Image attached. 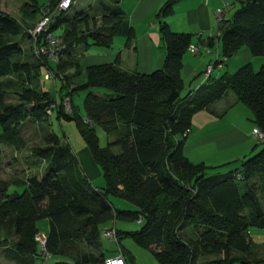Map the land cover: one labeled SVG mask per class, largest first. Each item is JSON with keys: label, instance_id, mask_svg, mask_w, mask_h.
<instances>
[{"label": "trees", "instance_id": "16d2710c", "mask_svg": "<svg viewBox=\"0 0 264 264\" xmlns=\"http://www.w3.org/2000/svg\"><path fill=\"white\" fill-rule=\"evenodd\" d=\"M60 1L26 0L19 8L20 18L0 10V142L19 150L27 121L42 124L45 132L44 145L30 152L34 163L45 164L44 172L25 180L0 177L2 257L13 264H43L35 236L38 220L47 219L46 252L67 259L58 264H103L107 255L101 232L111 227L116 231L117 251L126 263L134 264V259L121 246L125 236L149 249L159 264H195L200 257H211L204 264L264 262L263 251L262 256L254 257L258 252L249 232L251 227L264 228L259 200L264 193V147L241 159L233 170L212 175L206 174L204 162H192L183 151L184 132L190 131L192 116L227 92L250 109L255 126L264 132V66L255 71L246 63L230 74L209 75L206 82L181 97L182 60L192 35L173 31L165 21L180 0H165L155 14L165 57L162 66L149 73L123 70L120 54L111 63L84 69L79 63L90 46L111 48L116 37H123L127 48L133 43L135 31L119 0H101L95 10L89 7L72 13L76 0H70L36 40L43 47L46 33L60 36L63 43L56 59L40 54L35 60H24L26 51L17 37L26 33L32 43L25 27H35ZM240 3L231 18L220 22L222 59L215 60L214 66L242 47L252 55L264 56V0ZM99 15L101 24L97 25ZM213 42L214 38H208V45ZM30 48L33 53V45ZM42 69L52 77L46 78ZM69 70L73 72L66 73ZM57 78L60 88L54 94L44 89V79L55 82ZM64 88L70 90L63 93ZM92 88L107 92L97 95ZM78 90H88L84 117L73 109L71 96ZM54 102L48 114L46 109ZM53 113L57 119L75 121L102 171L104 187L93 186L70 144L61 143L59 136L47 130L45 122ZM96 126L111 137L104 147L99 144ZM11 183L24 188L9 193ZM110 195L131 203L134 209L116 208ZM139 218L137 230L114 226L116 219Z\"/></svg>", "mask_w": 264, "mask_h": 264}, {"label": "crops", "instance_id": "0c3cea01", "mask_svg": "<svg viewBox=\"0 0 264 264\" xmlns=\"http://www.w3.org/2000/svg\"><path fill=\"white\" fill-rule=\"evenodd\" d=\"M164 1L119 0V6L134 28L135 39L128 48L124 46V38L116 40L115 44L113 40L111 48L100 50L101 53L96 56L88 55L87 65L111 63L116 55L120 54L119 66L123 70L149 73L160 68L164 61L165 49L155 14ZM235 1L240 3L244 0ZM232 3L233 0H180L174 5L172 14L166 17L165 21L173 31L190 33L191 46L198 49V53L193 54L188 48L183 56L181 77L184 84L186 80L191 82L192 77L194 83L191 86L199 87L202 82L207 81L209 76L205 72L209 67L208 61L217 60L222 55L221 43L218 40L219 26L222 20L228 19L226 12ZM218 11H222L220 18ZM210 37L214 38L212 45H208ZM240 50L241 60L227 58L218 64L217 75L220 76L223 65H226L224 73L234 72L246 63H250L254 69L249 50L246 47ZM202 72L204 75L199 78ZM213 75L212 69L210 76ZM230 93L227 92L208 109L200 110L192 116L183 150L192 162H204L213 168L246 158L257 150L259 140L254 135L256 126L253 116L246 108H242L239 102H236L235 96ZM80 154L81 159L78 156L77 158L83 165L84 173L88 174L87 177L91 174L100 175L101 172L88 149L84 147Z\"/></svg>", "mask_w": 264, "mask_h": 264}, {"label": "rangeland", "instance_id": "374dc122", "mask_svg": "<svg viewBox=\"0 0 264 264\" xmlns=\"http://www.w3.org/2000/svg\"><path fill=\"white\" fill-rule=\"evenodd\" d=\"M25 1L26 0H0V10L4 13H7V14L15 17V18H20L19 17V8ZM39 1H40V3H45L47 0H39ZM100 1L101 0H76V4L74 5V7H72V9L70 10V13H72L73 10H85V9H88L89 7H92L95 10L98 8ZM240 5H241V3L233 0L232 5L229 6V9L226 12V18H228V19L231 18L234 10H236L238 7H240ZM99 17H100V15L98 16V18L96 20L97 25L101 24ZM39 18H41V15L39 16ZM25 28H27V31H30L32 29V27H30V26L25 27ZM57 32H60V30H57ZM121 38H123V37H116V39H114V44H115L116 40L121 39ZM17 41H19L21 43L22 47L26 51V56L23 57L24 60L32 61V60H35L37 58V56L33 50H32L33 53H31L30 46L32 45V43H30V40H29L28 35L26 33H23L22 35L18 36ZM102 48H104V47L90 46L87 49V51L84 53V55H82L79 59V63L81 64L82 69H84V66H86L88 64V57L87 56L91 55V54H94L96 56L97 54L101 53L100 50H106L105 48L104 49H102ZM243 48H245V47H243ZM240 52H241V50L239 51V53H237L236 55H233L229 59H231V60L235 59V61L241 60L240 54H242V53H240ZM218 59L221 60L222 55ZM251 59H252V64H253L255 71L258 70L261 67V65H264V56H255V55L251 54ZM215 60L216 59L209 60L208 61L209 66H211L215 62ZM50 63L54 67L55 62L53 60H50ZM240 63H243V62H240ZM242 65H244V64H242ZM217 66L218 65L213 66L214 75L212 76V78H217L219 76V75H217V71L219 70V67H217ZM225 66L226 65H223V69H222L221 74L224 73V71L226 69ZM230 71H233V70H230ZM46 72H48L46 69H42L43 75ZM71 72H73V70H69L66 73L69 74ZM230 73H233V72H229V74ZM203 75H204V72L199 74V78L203 77ZM42 79H43V76H42ZM81 79H83V76H81ZM205 81H206V79H205ZM193 83H194L193 77L191 78V82H190V80L185 81L183 90L181 91V97L187 96L189 91H194L198 87V86L195 87L196 85L191 86ZM43 87L45 90H49L54 94L56 92V89L58 90L60 88V80L57 78V79H55V82H54L52 79H50V80L44 79ZM68 90H70V89L64 88L63 93H66ZM87 91L88 90H78V91L74 92L71 96L72 104L74 107L73 109L81 117H84V115H85V111H84V107H83V100H84V97H85ZM90 91H92L93 93H95L97 95H103L104 93L107 92V90L104 88H92V89H90ZM230 94L233 95V93H230ZM10 98H12V101H13L14 96H12ZM239 104L242 106V108H246V110L250 111V109L248 107H246L245 105H243L241 103H239ZM251 114H252V112H251ZM45 125H46L48 131L53 132L54 134L59 136L61 143L68 142L70 144L71 148L73 149V151L78 156V158L81 159L82 155L80 154V150L84 149V147H86V146H85V142L83 141L82 137L80 136V134L76 128V124H75L74 120L57 119L56 114L53 113L52 115H50L49 120L45 122ZM39 126H40V130L38 129ZM23 127L24 128L22 130V136H23L24 142L21 145L19 150L15 151L14 149H11L8 146H6L4 143L0 142V164H1V166H0V177L3 179L12 180L14 178H17V179H21V180L24 179L25 180L26 178H28L30 176L39 175V174L41 175L44 172L45 164L41 163V165L38 166L36 163H34V159H32V157L30 156V152H31L33 147L44 145L43 139H44L45 132H43V129H42L43 125L41 124V125L37 126V124H32L29 121H27L24 123ZM95 131H96V134L99 138L100 146L101 147L106 146L108 141L111 139V137H109L106 134V132L100 126H96ZM0 134H1V129H0ZM257 144H258L257 150L253 154H251L250 156L254 155L255 153H257L260 150V148L264 147V141L263 142L258 141ZM113 150L116 151V149H113ZM250 156H247V157H250ZM13 158L16 160H14ZM240 161H241V159H238V160H235L233 162L223 164L221 166L213 167V168H211L210 166H208L206 164L208 166V169L206 170V174L212 175V174H216V173H221V174L226 173V172L233 170L234 168L238 167L240 164ZM195 163H197V162H195ZM199 163H200V161H199ZM80 167L81 168L83 167V165L81 163H80ZM97 168L101 172L100 175H92L91 174V176H88V177H89L90 182L92 183L93 186L102 188L105 186V181H104V178L102 175V171L98 165H97ZM253 182L255 185H258V180L254 179ZM263 184H264V182H263ZM23 188H24V186L22 184L11 183L8 187V192L9 193L13 192V191L21 192L23 190ZM109 199L116 208L124 209V210L134 209V206L131 203H129V202H127L121 198L110 195ZM259 200H260L263 212H264V193L259 196ZM37 226H38V230H39L38 234L46 236L48 233V229H49L47 219L38 220ZM114 226L120 230L133 231V230L139 229L140 223L137 219H131V220H129V219H116L114 222ZM249 232H250V238L252 240V243H253V245L255 244L254 250H257V252H258V254H256V253L254 254V257L258 258V257L262 256L261 255L262 251L264 254V248H262L264 246L263 245L264 244V228L251 227ZM120 242H121V246L124 249H126L133 256L134 264H159L149 249H146V248H143V247L137 245L130 237H128V236L122 237L120 239ZM103 244H104V252L107 256L113 257L118 253V251H117L118 244L117 243L109 241L108 239H103ZM206 259H211V257H204V258L200 257L197 261H195V264H204ZM64 260H67V259L65 257L58 256V255H51V256H47V258H46L47 264H58L60 261H64ZM0 264H13V263L5 260L2 257V254L0 252ZM127 264H131V262L129 260H127ZM254 264H264V262H257Z\"/></svg>", "mask_w": 264, "mask_h": 264}, {"label": "built area", "instance_id": "2783aa9c", "mask_svg": "<svg viewBox=\"0 0 264 264\" xmlns=\"http://www.w3.org/2000/svg\"><path fill=\"white\" fill-rule=\"evenodd\" d=\"M70 0H61L60 3L58 4L57 8L52 11V12H48L47 9H43V12H48L47 14H45L41 20L39 21V23H37V25L35 27H33L29 33L31 35L32 38V45H33V51L36 55H40V54H45L49 57H51L52 59H56L57 53L59 48L62 45V38L58 35H54L52 33H46L45 35V45L43 47L38 46L37 45V38L39 36V34L41 32H45L48 28L49 23L51 22L52 18L57 14V12H59L60 10H64L69 6ZM219 18L221 17L222 11H218L217 12ZM189 50L193 53V54H197L198 53V49L197 47L194 46H189L188 47ZM214 63L209 66L206 70V75L209 76L211 73V70L213 69ZM46 78H50L52 77V74L50 72H47V74H45ZM56 102L51 103V105L46 109V112L48 114H50L52 112V109L55 107ZM66 106H67V111L69 110L68 108V101L65 102ZM189 133V129H187L184 132V136H186ZM254 135L258 138L259 141H264V132L262 130H260L259 128L255 127L254 129ZM239 178L241 176H238ZM141 218H139L138 221H140ZM101 238L102 239H108L109 241L115 242L117 243V235H116V231L114 227H111L109 229H104L101 232ZM35 240L38 242V245L40 247V254L41 256H43V260H41V263H45L46 258L48 256L47 252H46V248H45V241H46V237L44 235H39L37 234L35 236ZM103 264H127L125 257L123 256L122 252L120 250H118V253L116 256L113 257H106L103 261Z\"/></svg>", "mask_w": 264, "mask_h": 264}]
</instances>
